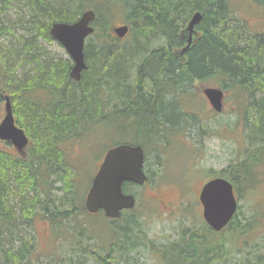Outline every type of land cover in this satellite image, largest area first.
<instances>
[{"label":"trees","instance_id":"obj_1","mask_svg":"<svg viewBox=\"0 0 264 264\" xmlns=\"http://www.w3.org/2000/svg\"><path fill=\"white\" fill-rule=\"evenodd\" d=\"M8 1L0 0V35L6 23L2 9ZM231 1L24 0L30 12L29 20L23 23L33 32L15 36L8 55L0 57V113L7 97L16 125L27 137L35 139L36 150L28 149L24 157L0 152V264H121V261L129 264L133 258L139 260L135 256L146 247L145 236L135 219L122 216L119 222L106 221L109 241L104 245L105 253L96 249L97 242L90 236L99 235L81 228L71 232L76 233L74 240L57 259L51 256L47 262L39 258L32 263L34 234L23 227L31 228L35 215L40 213L44 217L54 215V221H61L57 225L54 222L58 228L72 208L79 211L78 205L67 207L69 202L62 204L61 200L51 206L53 202L45 197L43 189L47 184L42 186L38 182V173L44 168L55 176L56 183L62 185L55 191L73 190L74 174L69 171L71 166L58 142L69 134L74 135L83 124L107 117H112L113 122L123 121L132 115L139 128L135 140L147 146L157 133L152 123L169 127L179 126L181 120L186 123L188 114L179 112L178 97L190 95L195 81L217 75L226 83L225 87L247 97L242 117L246 140L250 145L255 144L250 160L253 162L256 152L264 153V33L252 34L237 19ZM252 2L264 6V0ZM113 8L121 10L119 20L129 26L128 35L114 38L108 30L107 34L103 31L104 19L96 21L98 29L88 37L83 49L86 70L81 72L79 81H74L69 77L71 58L62 62L50 60L41 45L51 40L49 26L72 23L85 9L93 10L96 20V15L101 18L103 11ZM195 12L200 13L201 21L194 30L196 35L200 34L189 46L186 60L180 62L181 51L174 50L187 46L182 30ZM17 61L24 67L19 78L14 75L19 68ZM2 71L11 75L7 85L13 89L9 96L2 87L6 77ZM36 90L48 94L46 102L32 94ZM138 100H142L140 105ZM189 115L196 120L193 114ZM124 128L127 129L122 127L121 132ZM250 166L251 163L230 165L224 172L234 182L233 189H237L239 197L242 196L239 181L249 173ZM226 176L222 178L229 181ZM132 185L135 184L124 182L123 191ZM63 205L66 211L59 212ZM239 208L219 232L230 227L231 232L242 236L244 231L252 229L258 214L249 208L245 225L244 218L238 217ZM50 209L55 210L54 214ZM202 230L203 233L183 232L185 240L171 245V253L180 259L169 260V264H223L229 260L224 244L213 247L208 229ZM18 237L23 239L16 241ZM246 259L241 256L230 262L251 264ZM254 260L253 264H261L263 255L257 254Z\"/></svg>","mask_w":264,"mask_h":264},{"label":"rangeland","instance_id":"obj_2","mask_svg":"<svg viewBox=\"0 0 264 264\" xmlns=\"http://www.w3.org/2000/svg\"><path fill=\"white\" fill-rule=\"evenodd\" d=\"M231 2L237 19L242 21L252 34L264 33V6H256L250 0H232ZM2 10L6 17V23L0 35V57L8 55L15 42V36L33 32V29L29 28L30 26L23 23L29 20L30 12V8L24 0H9ZM120 13L121 10L118 8H113L110 11L105 10L101 18L96 15L97 18L92 25L97 30L96 21L104 19L106 24L103 31L107 34L111 25L122 24L119 20ZM199 34L197 32L196 36ZM41 45L46 50L48 59L61 62L69 59L65 50L57 42L49 40ZM177 50L181 51V49L174 51L177 52ZM184 60L185 58H182L180 62H184ZM17 64L19 68L14 72V75L19 78L24 67L20 61H17ZM2 74L6 76L2 87L4 93L9 96V91L13 89V86L9 88L7 85L11 75L10 72L7 75L5 71H2ZM225 86L226 83H223L221 77L217 75L201 82L195 81L190 95L183 94L178 97L177 103L181 110L179 112L188 114L185 119L186 123L181 120L179 126L172 127L152 123L157 133L150 138L147 146L143 145L145 168L149 177L148 183L142 187L132 185L128 189H124L125 193L134 194L137 199L134 208L124 216L136 220L140 232L145 236L146 245L144 249L138 250L139 254L135 256L139 260H135L132 255L133 259L128 261L129 264H169V260L174 262L180 257L171 253V245L184 241L183 232L186 230L203 233L204 227L208 229L213 247L224 244L227 248L229 260H224L223 264H231L241 256L253 264L257 254L263 255L261 264H264V153L256 152L253 162L250 160L255 144L250 145L246 140L242 117L247 105V97L241 96L234 89ZM207 88H219L224 91V113L215 114L211 110L209 103L202 95V91ZM32 94H36L43 103L48 99V94L42 90H36ZM137 103L140 105L142 100H138ZM189 114H193L196 120H193ZM145 117L149 121V117L147 115ZM122 127H127V129L124 128L121 132ZM138 129L137 120L132 115L117 122H113L112 117H107L93 120L87 125L83 124L74 135L69 134L58 142V147L64 150L66 162L71 166L69 171L74 174L73 183L75 186L73 190L65 189L64 193L55 191L62 185L56 183L55 176L46 173L44 168L39 170L38 182L42 183V186L47 184L43 189L45 197L53 202L51 206L61 200L62 204L69 202L68 205L66 203L67 207L78 205L79 211L74 208L67 209L70 210V214L73 213V217L70 214L66 215L67 220L62 222V227L60 225L56 228L54 222H57V225L61 221H54V215L44 217L40 213L35 215L31 228L23 227L24 231L34 234L35 250L31 254L32 263H36L35 260L39 258L47 262L51 256L57 259L59 254L69 249L74 240L76 233L71 232L81 228H87L91 234L99 235L92 236L86 230V234L97 242L96 249L101 250L102 254L105 253L104 249L107 247H103L109 241L106 234L108 229L106 220L108 219L101 213L91 216L83 212L84 197L105 150L120 142L137 143L135 139ZM30 140L32 145L29 149L36 150L35 139ZM257 147L259 146L257 145ZM0 152L15 154L8 142H0ZM240 163L245 166L251 163V166L248 170L249 173L239 181L241 183L239 191L242 196H237V189H233L237 200V209L240 207L238 217L240 220L244 218L243 224L247 225L245 220L250 215L248 209L252 207L258 214L256 222L253 226V221H250L252 229L244 231L242 236L231 232L232 228L230 227L215 233L202 218L198 192L204 182L212 177L226 176L224 172L227 167ZM226 177L234 188V182L228 176ZM65 181L68 182L69 178L66 177ZM144 187L152 188L143 189ZM155 192L160 197H166V201H170L174 209L168 212L161 211L158 205L148 198ZM63 207L58 211H66L65 205ZM49 212L54 214L55 210L50 209ZM79 212L81 213L78 214ZM222 233L223 235L217 239L214 238V235ZM19 239L23 238L18 237L16 241ZM121 264L125 263L121 261ZM211 264L216 263L212 262Z\"/></svg>","mask_w":264,"mask_h":264},{"label":"water","instance_id":"obj_3","mask_svg":"<svg viewBox=\"0 0 264 264\" xmlns=\"http://www.w3.org/2000/svg\"><path fill=\"white\" fill-rule=\"evenodd\" d=\"M92 11L84 12L79 20L73 24L53 23L49 34L69 54L72 67L69 77L74 81L80 80L81 72L86 70L84 63L83 42L85 37L93 32L89 23L93 21ZM201 21L200 13L196 12L189 20L187 32V48L192 43L194 26ZM111 32L117 38H123L128 32L127 26L113 27ZM211 108L215 112L222 111V92L218 89L203 90ZM0 141L10 142L13 148L21 155L28 144L24 131L15 125L12 108L8 98L0 120ZM143 152L139 146L118 145L109 149L92 178L90 187L85 195L84 208L88 214L94 215L99 210L109 219H118L122 210L134 206V198L123 194L124 182L143 185L145 177L143 166ZM199 203L202 207L204 222L214 231H221L233 217L237 210V202L233 194L232 185L225 179L215 178L205 182L199 190Z\"/></svg>","mask_w":264,"mask_h":264},{"label":"flooded vegetation","instance_id":"obj_4","mask_svg":"<svg viewBox=\"0 0 264 264\" xmlns=\"http://www.w3.org/2000/svg\"><path fill=\"white\" fill-rule=\"evenodd\" d=\"M188 48L187 47H184L183 49H181V59L182 58H185V60H186V56L185 55H186V52H187ZM166 126H167V124H166ZM131 144L134 145V146H139L142 149L143 156L145 158V149H144L143 145L142 144H139V143H131ZM143 168H144L145 174L148 176V172H147V170L145 168V162H144V167ZM148 180H149V177H148ZM147 183H148V181H147ZM151 188L152 187H144L143 189H151ZM123 193L124 194H127V195L133 196V198H134V206H135L136 205V201H137V199L135 198V195L134 194H131V193H125V192H123ZM148 198L151 199V200H153L158 205V207L161 209V211H163V212L172 211L174 209L172 203L170 201H168V200L166 201V197H164V198L163 197H160V196H158V194L156 192L153 195H151V196L149 195ZM134 206L131 209H133ZM131 209L122 211L120 217H122V216L130 213V210ZM99 213L103 214L102 211H99ZM106 221H108V222H119L120 220L119 219L118 220H109L108 219Z\"/></svg>","mask_w":264,"mask_h":264}]
</instances>
